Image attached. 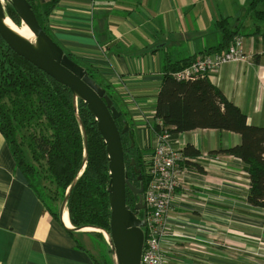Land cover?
<instances>
[{
  "label": "crops",
  "instance_id": "1",
  "mask_svg": "<svg viewBox=\"0 0 264 264\" xmlns=\"http://www.w3.org/2000/svg\"><path fill=\"white\" fill-rule=\"evenodd\" d=\"M250 2L61 0L49 28L64 51L113 88L145 153L154 147L166 66L216 52L222 43L217 24L225 19L243 37L245 59L224 65L210 81L249 125L264 128V25L255 23ZM174 140L177 149L191 145L200 153L193 164L201 171L189 167L199 176L173 200L163 243L169 264H264V209L247 203L245 164L222 153L240 145V135L199 129ZM66 215L71 228L46 210L0 132V264H97L85 232L70 231Z\"/></svg>",
  "mask_w": 264,
  "mask_h": 264
},
{
  "label": "trees",
  "instance_id": "2",
  "mask_svg": "<svg viewBox=\"0 0 264 264\" xmlns=\"http://www.w3.org/2000/svg\"><path fill=\"white\" fill-rule=\"evenodd\" d=\"M27 1L41 27L56 42L49 28V18L61 0ZM249 10L255 23L264 25V0H251ZM6 12L14 23L22 25L10 4ZM217 26L222 34V43L216 52L210 54L224 52L238 37V32L230 27L228 19ZM65 53L85 67L90 77L106 90L116 108L123 113L116 122L117 126L122 131L124 124H128L134 137L127 113L117 106L118 98L113 88L94 69L80 64L72 54ZM194 61L169 63L166 66L157 96L155 121L168 129L174 138L181 133L199 129L240 135V145L223 150L222 153L234 156L245 164L250 179L247 203L253 208L264 209V128L249 125L247 116L210 81V75L194 81H178L174 77L175 73ZM153 128L157 132L161 129L159 123H154ZM0 132L29 187L54 218L59 220L56 204L63 203L69 188L81 174L69 193V221L76 229L92 227L110 232L108 155L95 118L80 100H77L76 111L72 91L16 54L1 36ZM122 143L130 182L139 186L136 170L130 166L131 161L135 160L146 189L149 164L144 156L149 152L144 153L137 146L132 149L128 134L122 135ZM183 154L185 165L201 171L193 164L200 157L193 146L187 145ZM126 200L131 208L135 206V198L129 190ZM91 233L89 236L95 235L102 239L109 250L110 256L105 257L101 264H113L105 237L98 232Z\"/></svg>",
  "mask_w": 264,
  "mask_h": 264
},
{
  "label": "water",
  "instance_id": "3",
  "mask_svg": "<svg viewBox=\"0 0 264 264\" xmlns=\"http://www.w3.org/2000/svg\"><path fill=\"white\" fill-rule=\"evenodd\" d=\"M15 10L17 16L29 31L34 35V44L24 41L5 21L8 17L6 8L0 0V36L4 42L19 56L39 68L52 77L59 84L69 88L77 100L82 101L95 118L98 130L104 140L108 155L109 184L108 196L110 203V232L107 233L98 228H72V232H98L101 233L112 253L113 264H142V255L146 242L145 227V186L140 170L136 169V161L132 160L130 166L134 167L138 175L139 186H134L127 174L125 152L122 143V135L128 134L131 148L136 147V141L131 134L130 126L124 124L120 131L116 122L123 113L114 105L113 100L106 90L93 80L87 69L73 61L41 27L32 6L27 0H7ZM80 121V119H79ZM81 123V122H80ZM82 127L83 132L85 129ZM87 147V136L85 135ZM81 174L79 175V177ZM79 177L69 188L67 195L59 210V220L63 222L69 193ZM127 190L135 198V206L131 208L127 204ZM92 228L95 231H85ZM117 257V262L115 258Z\"/></svg>",
  "mask_w": 264,
  "mask_h": 264
},
{
  "label": "built area",
  "instance_id": "4",
  "mask_svg": "<svg viewBox=\"0 0 264 264\" xmlns=\"http://www.w3.org/2000/svg\"><path fill=\"white\" fill-rule=\"evenodd\" d=\"M243 37L238 36L222 53L204 55L188 67L174 74L178 81H194L217 73L224 65L245 59ZM159 123L161 129L154 131V147L145 154L148 186L144 192L146 216V242L142 264H169L168 252L163 243L170 235L169 212L177 190L188 182L197 180L199 174L185 165L183 150L177 149L170 131Z\"/></svg>",
  "mask_w": 264,
  "mask_h": 264
},
{
  "label": "rangeland",
  "instance_id": "5",
  "mask_svg": "<svg viewBox=\"0 0 264 264\" xmlns=\"http://www.w3.org/2000/svg\"><path fill=\"white\" fill-rule=\"evenodd\" d=\"M8 4H9L8 1L5 0V4H4L5 8L7 7ZM14 24L17 25L16 23H14ZM17 26H19V25H17ZM20 26H22V25H20ZM79 63L82 64V62H80V61H79ZM137 144H138V142H137ZM56 205L58 206V209L60 210L62 202H59ZM84 234H86L85 235V238H86L85 239V245L93 253V256L95 257L97 262H99L101 264L104 261L105 257L110 256L108 247L106 246L105 242L102 239L98 238L97 236H95V235H93V237L89 236V235H92L91 232H85ZM81 236L83 237V235H81ZM87 238H90V240Z\"/></svg>",
  "mask_w": 264,
  "mask_h": 264
},
{
  "label": "bare ground",
  "instance_id": "6",
  "mask_svg": "<svg viewBox=\"0 0 264 264\" xmlns=\"http://www.w3.org/2000/svg\"><path fill=\"white\" fill-rule=\"evenodd\" d=\"M1 2H2L3 5L5 4V0H1ZM8 21H10V20H8ZM6 24L9 27H11L24 41L34 44L35 37L25 25L17 26L12 21H10V23H6ZM67 213L68 212L65 210V214L63 216V222L65 223V225L67 227L71 228V226H70V224L68 222L67 215H66ZM84 230L85 231H95V229H92V228H87V229H84ZM115 260L117 262V257L115 258Z\"/></svg>",
  "mask_w": 264,
  "mask_h": 264
},
{
  "label": "clouds",
  "instance_id": "7",
  "mask_svg": "<svg viewBox=\"0 0 264 264\" xmlns=\"http://www.w3.org/2000/svg\"><path fill=\"white\" fill-rule=\"evenodd\" d=\"M5 23H10V21L6 20Z\"/></svg>",
  "mask_w": 264,
  "mask_h": 264
}]
</instances>
